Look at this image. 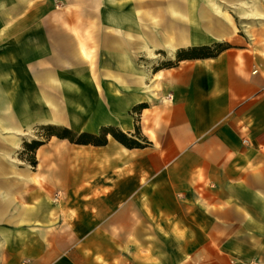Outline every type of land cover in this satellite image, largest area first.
I'll list each match as a JSON object with an SVG mask.
<instances>
[{
  "label": "crops",
  "instance_id": "crops-1",
  "mask_svg": "<svg viewBox=\"0 0 264 264\" xmlns=\"http://www.w3.org/2000/svg\"><path fill=\"white\" fill-rule=\"evenodd\" d=\"M147 1L0 0V264H264V18L216 0L231 37L169 55L143 35L141 15L163 13ZM45 126L138 127L150 144L28 134ZM32 140L35 167L21 156Z\"/></svg>",
  "mask_w": 264,
  "mask_h": 264
},
{
  "label": "bare ground",
  "instance_id": "bare-ground-1",
  "mask_svg": "<svg viewBox=\"0 0 264 264\" xmlns=\"http://www.w3.org/2000/svg\"><path fill=\"white\" fill-rule=\"evenodd\" d=\"M204 1L226 21L223 20L224 23H220L213 18L206 17L203 10L197 5V0H150L146 2L148 3V6L152 7L161 4L163 5V13L160 21H157L152 13L141 15L142 19L145 18L148 21L147 29L144 31L143 35L146 36V39L150 44L151 42L153 43V40L156 38L157 46H161L169 55L173 54L176 48L180 46L195 43H209L212 41H219L223 38L229 39L231 37V30L233 29L231 19L222 13L219 5L216 4V0ZM224 1L227 4L235 3L246 8L245 10L241 8L239 11L240 18L242 19L264 18V14L257 9V7L254 5L253 7H249L248 2L245 0H235V2H232L233 0ZM254 1L255 0H252V3H254ZM108 3L114 5V0H108ZM250 6H252V4ZM191 9H193V12H196L198 21L190 18L188 19L186 16L187 11H191ZM109 19L115 20L116 17L111 16ZM202 25H204V29H207L206 32L209 34L206 40H203V37L199 35L197 31ZM244 30L247 32L246 27H244ZM55 114L56 112L54 109H50L43 114V117L53 121L56 118ZM5 189L0 191V217L5 215L7 208L6 204L10 201L8 198V192Z\"/></svg>",
  "mask_w": 264,
  "mask_h": 264
},
{
  "label": "trees",
  "instance_id": "trees-1",
  "mask_svg": "<svg viewBox=\"0 0 264 264\" xmlns=\"http://www.w3.org/2000/svg\"><path fill=\"white\" fill-rule=\"evenodd\" d=\"M225 45L222 43H216L212 46H202L194 47L185 52H178L176 54V60H186V59H197V58H207L212 57L218 54ZM144 107L143 105L140 108ZM41 130L48 137H56L61 140H67L71 144L76 145H93V146H104L107 143V135L123 145L125 148L134 149V148H144L147 147L150 142H148L143 136L140 135L139 128H135V134L129 136L118 129L107 128L102 129L98 135H92L88 133H74L71 130L65 127L59 126H45ZM43 144L42 141L32 140L31 142H25L23 145L22 155H28L26 161L33 167L36 166L37 161L35 159V151Z\"/></svg>",
  "mask_w": 264,
  "mask_h": 264
},
{
  "label": "rangeland",
  "instance_id": "rangeland-1",
  "mask_svg": "<svg viewBox=\"0 0 264 264\" xmlns=\"http://www.w3.org/2000/svg\"><path fill=\"white\" fill-rule=\"evenodd\" d=\"M44 133L45 132H43L41 129H35V130H32V131L28 132L29 135L36 136L37 139L47 141L48 137L46 138V136L44 135ZM27 156L28 155L26 154L25 157L27 158Z\"/></svg>",
  "mask_w": 264,
  "mask_h": 264
}]
</instances>
